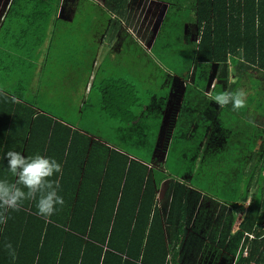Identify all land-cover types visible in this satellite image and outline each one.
<instances>
[{"label":"trees","instance_id":"trees-1","mask_svg":"<svg viewBox=\"0 0 264 264\" xmlns=\"http://www.w3.org/2000/svg\"><path fill=\"white\" fill-rule=\"evenodd\" d=\"M128 1L11 0L0 12V179L15 180L9 150L55 158L62 175L50 179H59L64 200L48 218L38 215L35 200L9 209L0 225V264H185L191 204L200 199L231 210L225 240L247 204L229 238L234 251L246 243L234 264H264V144L254 152L264 108L250 118L231 104L216 114L207 106L216 104L210 95L241 89L247 70L264 76V0H160L170 7L151 53L186 82L160 165L153 152L168 96L110 75L109 59L95 68L97 47L81 56L67 39L68 20L57 17L59 6L86 5L93 19L104 13V20L121 21ZM175 11L182 20L172 32L165 24ZM48 24L58 39L45 37ZM260 79L247 78L246 104H264ZM209 249L206 261L214 263L217 249Z\"/></svg>","mask_w":264,"mask_h":264},{"label":"crops","instance_id":"crops-1","mask_svg":"<svg viewBox=\"0 0 264 264\" xmlns=\"http://www.w3.org/2000/svg\"><path fill=\"white\" fill-rule=\"evenodd\" d=\"M149 5L165 7V11H162V13H164V18H162L159 22L160 26L162 21H164L166 17L168 8L170 7L169 2L160 0H129L128 6L126 7L128 12L127 16H129V19L126 16L121 21L113 20V18H116L117 16L111 15L108 20L93 23L92 21L87 20V16L80 15L82 13L91 16L90 6L86 5L59 6L57 10V17L68 20L69 29L67 33V39L73 45L74 50H76L81 56H83L85 52H88V54L91 55V53L97 47V58L94 65L95 68H97L99 64H103L104 62H106V59H109L107 67L108 71H110V75L124 74L136 88H140V92L143 88H147L148 91L154 93L155 96H168V102L167 104H164V108H162V119L158 131V136L156 138L155 150L153 152V157L158 156L159 152L162 151V148H164L162 147V145L161 148L159 143L167 141V148L165 152L161 153L162 155H164V157H166L168 146L171 142L175 123L180 111L181 98L186 82L180 79L178 74L173 73L171 69H168V67L164 65L161 66L157 62V60L154 59V56L151 53V47L153 45L155 36L150 41H148L144 37L141 38V35H138L136 32V30L139 29L140 26H142L143 29L144 27L148 26V19L146 16H148L147 12H149ZM137 6H139L140 10L144 8V14L141 15L140 11L138 10L137 16H134L133 11L135 10V8H137ZM9 7L10 5L0 7V12H3L4 15ZM13 18L14 22H16V25L18 23L21 24V16H14ZM124 19L130 21L131 24L128 33L134 35L137 38L135 42L132 41L135 45L134 48L132 47V43L125 44V41L122 38L123 33L126 34V32H124V29L128 24L124 23ZM136 23H139L140 25ZM44 26L45 23H41L40 25H38V35L40 37L42 35L44 36V33L40 30L41 27H43L44 29ZM47 27L49 30L46 33L45 37L48 39H51V37H55L58 39L59 33L58 31L53 29V25L48 24ZM133 29H135L136 34L132 32ZM124 52H128L129 55H133L131 60V68L128 73H126V70L124 69V66L127 64V61L122 57V55H124ZM164 57H166V60H168L169 64L171 65L170 53H167V55L164 53ZM81 60L83 59H77V61ZM156 68L159 69V71L155 72ZM262 72L263 70H247L244 77L252 79L262 78L260 79L257 88H262L264 90V76L262 75ZM232 75V78L237 77L234 74ZM91 79H93V76ZM216 82V79L212 80L211 86ZM90 85L91 82L85 89L86 93L90 91ZM176 91L180 92L179 104H173V102L176 101V99L173 100V94ZM207 106L209 107L210 112H212L213 110L215 114L220 109V106H218L217 104H208ZM260 107L264 108V104H246V107L243 109L247 108L246 115L247 117L251 118V116H254L255 114L254 111L258 113L256 109H259ZM256 139L258 144L256 142V144L254 145V152L257 151V147L260 144H264V135L262 134V132L258 133ZM233 234V232H230V236L227 238V240H229V238L232 237ZM216 261L217 258L214 262L216 263ZM228 263L229 260L227 258L224 264ZM208 264L213 263L210 262Z\"/></svg>","mask_w":264,"mask_h":264},{"label":"rangeland","instance_id":"rangeland-1","mask_svg":"<svg viewBox=\"0 0 264 264\" xmlns=\"http://www.w3.org/2000/svg\"><path fill=\"white\" fill-rule=\"evenodd\" d=\"M100 3H104L103 0H99ZM11 3V0H0V7L9 5ZM82 6V5H81ZM140 11L141 15L144 14V8L141 10L139 9V6L135 8L133 11L134 16H137V11ZM149 12H147L148 16V26L143 27L140 26L139 29L136 30L138 35H141V38H145L148 41H150L158 32L159 22L162 18H164V13L162 11H165V7L160 6H152L149 5ZM3 13V12H2ZM1 15V13H0ZM81 16H87V20L90 21H96L100 22L107 17V15L102 13V18L100 19H93L91 16L86 14H80ZM92 15H99V14H92ZM111 17V16H110ZM109 17V18H110ZM181 14L178 11H175L174 13L170 14L168 18L166 19V27H169L170 31H174L175 26L174 21L176 20H182ZM1 19V17H0ZM116 20V18H115ZM124 23H128L127 26L124 29L123 33V40L125 41V44L132 43V47L134 48L135 45L133 42L136 41V37L129 32L130 21L124 19ZM139 24V23H136ZM181 23H179L180 25ZM140 25V24H139ZM190 30L192 32V36L195 37V27L190 25ZM132 32L135 33V29L132 30ZM136 34V33H135ZM194 39V38H193ZM133 41V42H132ZM131 45V44H130ZM154 59L157 60V62L162 66L165 64L162 63V61L157 58L154 54ZM124 60L127 61V64L124 66V69L126 70V73L130 71L131 68V60L133 55H129L128 52H124V55H122ZM146 59V57H145ZM159 71V69H155V72ZM123 76L124 74H119ZM233 75L230 76V79L234 81L235 77L232 78ZM247 77H244V82L241 87V89H247L249 87V84L247 83ZM211 87V85H210ZM143 91H148L147 88H143ZM179 98H180V92L176 91L173 94V100L176 99V101L173 102V104H179ZM178 99V100H177ZM247 109V108H246ZM254 116L257 115V113L254 111ZM89 121V120H87ZM86 121V122H87ZM96 126V123L91 122V127L94 129ZM167 141L166 142H160V147L162 145V151L159 152L158 156H156V159H154V164L160 165L162 161H164V155H162V152H165L167 148ZM258 144V142H257ZM165 145V146H164ZM160 194H158V199H160ZM192 207V215H191V223L188 227V242L185 244V252H184V262L185 264H208V260L206 261V257L208 256L209 246H212L214 249H217V252H215V256L211 258V260H214V258H217V261L215 264H224L225 261L229 260L228 264H234L238 258L242 255H246V248H245V239L240 241L238 243V248L236 251H234V248L231 246L230 240H225L224 236H222V231L225 227H227L229 216L232 214L231 210L227 207L220 205L216 203L215 201L204 199V200H198L191 204ZM247 207V204L240 205L238 211L234 214V224L230 229V232L235 233L237 231L238 225L241 223L242 217L244 215L245 209ZM191 239V240H190ZM224 242V243H223ZM223 243V244H221ZM213 263V264H214Z\"/></svg>","mask_w":264,"mask_h":264},{"label":"clouds","instance_id":"clouds-1","mask_svg":"<svg viewBox=\"0 0 264 264\" xmlns=\"http://www.w3.org/2000/svg\"><path fill=\"white\" fill-rule=\"evenodd\" d=\"M209 99L220 107L231 104L233 110L246 107V92L243 89L223 91L210 95ZM5 158L7 169L15 180L9 182L7 179H0V225L7 223L6 213L9 209L19 211L26 200H35L38 215L45 218L54 214L57 205L64 204L62 196L58 194L59 179H50L56 173L62 175V166L55 158L39 153L25 156L15 150H9ZM5 247L14 260L15 250L11 243Z\"/></svg>","mask_w":264,"mask_h":264},{"label":"built area","instance_id":"built-area-1","mask_svg":"<svg viewBox=\"0 0 264 264\" xmlns=\"http://www.w3.org/2000/svg\"><path fill=\"white\" fill-rule=\"evenodd\" d=\"M239 2L241 3V5H243V0H239ZM258 26H259V19H258V16H256V19H255V29L256 30L258 29ZM255 68L258 69L257 67ZM244 237H248L249 239L252 238V236H248V235H244Z\"/></svg>","mask_w":264,"mask_h":264}]
</instances>
